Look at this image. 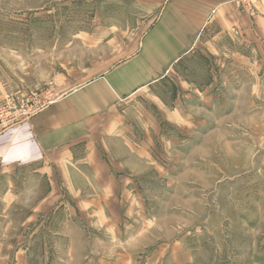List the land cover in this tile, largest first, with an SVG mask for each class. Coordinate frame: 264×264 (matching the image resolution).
I'll use <instances>...</instances> for the list:
<instances>
[{"label":"rangeland","instance_id":"obj_1","mask_svg":"<svg viewBox=\"0 0 264 264\" xmlns=\"http://www.w3.org/2000/svg\"><path fill=\"white\" fill-rule=\"evenodd\" d=\"M262 1L241 10L254 16ZM165 2L0 0V132L132 54ZM245 40L203 35L111 111L149 157L138 176L142 222L130 228L143 233L114 241L96 232L88 261L264 264V45ZM20 176L0 177V202L17 194L15 207L33 208L42 182ZM40 213L21 226V213L0 212L1 224L14 223L0 236V264L69 258L70 238L48 230L58 214Z\"/></svg>","mask_w":264,"mask_h":264},{"label":"crops","instance_id":"obj_2","mask_svg":"<svg viewBox=\"0 0 264 264\" xmlns=\"http://www.w3.org/2000/svg\"><path fill=\"white\" fill-rule=\"evenodd\" d=\"M206 34H213L215 40L240 34L246 43L257 40L264 45V0L254 16L244 13L235 0H166L132 54L0 132V177L33 175L42 182L35 187L41 192L33 208L25 202L23 208L15 207L20 202L15 194L1 199L0 212L21 213V226L40 212L58 214L48 230L59 238H70V245L76 247L67 251L69 258L65 254L68 261L55 258L34 264H133L87 260L93 253L90 238L97 233L114 241L127 233L134 241L143 233L142 224L138 230L130 228L142 222L138 176L147 172L144 163L149 157L140 142L135 143V136L124 134L121 119L111 111L159 81ZM63 213L66 216L61 219ZM43 224L28 235L30 240L45 228ZM13 229L12 219L0 223V236Z\"/></svg>","mask_w":264,"mask_h":264},{"label":"built area","instance_id":"obj_3","mask_svg":"<svg viewBox=\"0 0 264 264\" xmlns=\"http://www.w3.org/2000/svg\"><path fill=\"white\" fill-rule=\"evenodd\" d=\"M239 7L246 11H252L258 0H235Z\"/></svg>","mask_w":264,"mask_h":264}]
</instances>
